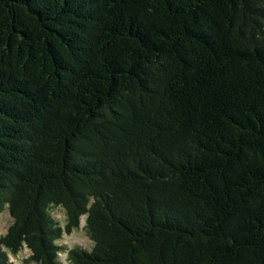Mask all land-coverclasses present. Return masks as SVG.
<instances>
[{
  "label": "trees",
  "instance_id": "obj_1",
  "mask_svg": "<svg viewBox=\"0 0 264 264\" xmlns=\"http://www.w3.org/2000/svg\"><path fill=\"white\" fill-rule=\"evenodd\" d=\"M5 209L0 264H264V0H0Z\"/></svg>",
  "mask_w": 264,
  "mask_h": 264
},
{
  "label": "rangeland",
  "instance_id": "obj_2",
  "mask_svg": "<svg viewBox=\"0 0 264 264\" xmlns=\"http://www.w3.org/2000/svg\"><path fill=\"white\" fill-rule=\"evenodd\" d=\"M49 213L58 225L64 226L66 217L62 208L52 207L49 209ZM10 223L11 218L5 209L0 213V235H3L6 232V229ZM57 243L58 245L65 247V251L59 254V264H68V261L66 260V252L72 248L78 247L81 249L90 250L93 243L86 234L85 216L80 218L77 229L73 230L70 234H63L62 238ZM29 255V250L27 248H23L16 256H9V259L14 264H33L27 262Z\"/></svg>",
  "mask_w": 264,
  "mask_h": 264
}]
</instances>
